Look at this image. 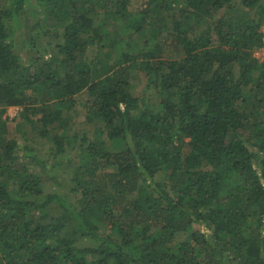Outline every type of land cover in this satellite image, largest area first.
<instances>
[{
    "label": "trees",
    "instance_id": "1",
    "mask_svg": "<svg viewBox=\"0 0 264 264\" xmlns=\"http://www.w3.org/2000/svg\"><path fill=\"white\" fill-rule=\"evenodd\" d=\"M128 4L0 0V264H264V0ZM83 91L104 125L68 137Z\"/></svg>",
    "mask_w": 264,
    "mask_h": 264
},
{
    "label": "rangeland",
    "instance_id": "2",
    "mask_svg": "<svg viewBox=\"0 0 264 264\" xmlns=\"http://www.w3.org/2000/svg\"><path fill=\"white\" fill-rule=\"evenodd\" d=\"M145 3H146V0H129L128 9L130 11H138L139 9L145 6ZM40 11L38 10V8L37 9L34 8L31 11L28 10L24 12L21 15V20H22V24L27 22V25L18 29L15 34L16 41L19 45V50L21 54L24 56L25 60H28L27 56L29 55H26V52H27L26 49L28 47L25 46V44L23 45L22 43V39L25 36L24 31L31 23H34V21H36L39 17H41L39 13ZM262 30L264 32V26ZM121 33H123L125 37H128L127 32L121 31ZM164 34H167V33L165 32ZM164 37L165 35L163 36V39H162L164 57L172 58V59L180 58L181 53H179V51L176 49L175 43L172 37H167V38L166 37L164 38ZM134 40L140 41L139 36L134 37ZM41 41L44 42V40H41ZM93 54H94L93 48L89 47L87 49L85 56L91 57ZM254 55L258 58L259 61L261 62L264 61V50L263 49H257L256 51H254ZM132 83H133V86L131 88L132 94L136 97L143 98V100L141 101V104H143L144 106L146 105V106L152 107L154 108V110H158L160 95L158 94L159 95L158 96L156 91L153 88H150V89L146 88V84H145L146 79L143 77V74L138 73L137 76L133 77ZM76 98L78 101L76 104V108L72 111L70 116L66 118V126L70 127L69 130H66V135L68 137H72L76 133L82 135V133L84 132L92 137L94 133L97 131V129H99L100 127H103L104 123L100 122L97 124H92L89 121H86L85 116H86L87 108L85 104H86V101L89 99V95L87 94L86 91H83L80 94H77ZM20 111H21V108L19 106H9L7 108L6 113L4 114V117L8 118L7 131H6L8 136L15 135L18 132H19L18 134L20 135L21 131L31 130L30 127L25 126V124L21 127L20 130L18 129L17 122L19 120ZM60 131L64 132V128L63 127L60 128ZM33 136L34 135H32V130H31L30 137H33ZM188 140L189 139H185L183 142H181L180 147L183 148L184 152L185 150H187V146H186L187 144L185 145V142H187ZM35 142H38L40 144H34L32 142L31 144H33L37 150H39L38 148H40L42 151L47 150V148L51 144V142L47 144L45 139H41V141L39 139H36ZM70 149L72 150V154H71L72 162L73 163L78 162L79 154L76 148L72 146ZM162 177L163 175L159 174L158 178L162 179ZM196 226L199 228L201 225H196ZM201 228L204 229L205 227L201 226Z\"/></svg>",
    "mask_w": 264,
    "mask_h": 264
},
{
    "label": "built area",
    "instance_id": "3",
    "mask_svg": "<svg viewBox=\"0 0 264 264\" xmlns=\"http://www.w3.org/2000/svg\"><path fill=\"white\" fill-rule=\"evenodd\" d=\"M263 42H264V38H263ZM260 49H263V50H264V45H263V47H262V48H260Z\"/></svg>",
    "mask_w": 264,
    "mask_h": 264
}]
</instances>
